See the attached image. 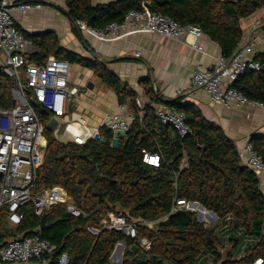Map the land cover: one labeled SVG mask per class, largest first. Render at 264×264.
I'll return each mask as SVG.
<instances>
[{"label":"trees","instance_id":"trees-1","mask_svg":"<svg viewBox=\"0 0 264 264\" xmlns=\"http://www.w3.org/2000/svg\"><path fill=\"white\" fill-rule=\"evenodd\" d=\"M263 5L264 0H115L96 5L92 0H66L65 13L77 28L83 21L101 29L121 21L130 9L150 8L182 25L199 27L219 45L222 55L229 57L243 40L240 20ZM24 35L33 46L92 69L114 89L120 102L130 97L134 106L131 88L105 62L65 50L57 41L47 44L43 38ZM31 56L41 59L39 52ZM254 58L260 69L240 74L233 86L249 100L264 103V53ZM12 86L13 78L0 67V108L13 106ZM149 95L150 100H157ZM168 104L185 114L190 133L180 136L170 124L161 123L149 104L144 105L142 117L137 113L130 129L119 137L118 147L111 145L113 132L104 127L100 128L104 142L88 139L82 144L58 141L45 127L46 147L37 167L34 192L60 185L85 216H75L58 203L46 212V222L54 224L39 230L40 217L28 203L19 208L22 219L11 228L8 210L1 208L0 245L38 232L56 249L69 254V264H112L110 254L119 241L134 246L125 252L123 264H251L257 258L264 264L261 179L242 162L235 141L204 118L198 108L188 102L181 104L180 97ZM37 112L42 121L48 119L47 112ZM250 141L264 161V135H253ZM142 150L158 153L159 166L144 163ZM176 199L200 203L216 214L218 223L208 228L195 212L172 210ZM108 210L124 213L128 221L142 218L154 224L139 226L135 238L102 230L99 220ZM88 226L99 233L92 234ZM140 238L150 241L148 250L140 246Z\"/></svg>","mask_w":264,"mask_h":264},{"label":"built area","instance_id":"built-area-1","mask_svg":"<svg viewBox=\"0 0 264 264\" xmlns=\"http://www.w3.org/2000/svg\"><path fill=\"white\" fill-rule=\"evenodd\" d=\"M146 4L149 2L146 1ZM41 6L40 3L16 0L0 1V51L3 53L1 67L5 74L14 78L17 96L13 106L0 108V209L7 208V221L11 226L20 223L23 215L19 208L28 203L33 205L34 213L39 217L58 203L64 204L66 210L75 216H85L60 185L34 192L37 167L43 161L46 146V123L50 117L58 120L64 115L67 101L78 95V88L68 84L67 60L49 57L44 64H39L31 61L28 56L30 40L16 25L11 10L14 8L26 12ZM78 27L103 41L121 39L136 32L156 33L175 41L184 40L187 34H191V45L197 50L203 49L197 43L203 35L199 27L182 25L150 8L130 9L121 21H112L101 29L90 27L83 21L78 22ZM254 46V41H241L229 57L221 55L209 67L195 66L190 74L192 86L204 90L213 103L226 108L239 109L251 105L264 109L263 102L249 100L233 86L240 74L247 70L260 69V62L252 57ZM139 55L140 51L134 53V56ZM186 102L185 98H180L181 104ZM134 107L142 117L144 104L140 99H134ZM37 109L47 112L48 119L42 121ZM127 110V106L123 104L121 111L107 114L100 124L83 128L88 132L83 140H100L101 127L112 132L122 130L126 133L132 123V117ZM153 113L161 123L170 124L180 136L190 133L185 114L174 106L164 103L155 107ZM83 132L76 130L73 135L79 136ZM142 152L144 163L159 166L161 158L158 153L145 150ZM239 155L242 162L257 174L261 182L264 181V161L254 150L250 138H247L239 149ZM200 205L198 202L193 204L191 201L176 199L172 210L185 208L193 211L197 219L208 227L217 216ZM99 224L102 230L121 232L125 236L135 238L139 226H152L154 222L142 218L128 221L124 213L108 210L99 220ZM87 228L95 235L100 231L91 226ZM139 242L145 250L150 248L151 243L146 238H140ZM55 250V245L42 239L38 232L19 235L0 245V264H28L33 260L40 264H69V254L60 251L53 258L52 253ZM251 264H262V258L255 259Z\"/></svg>","mask_w":264,"mask_h":264},{"label":"crops","instance_id":"crops-1","mask_svg":"<svg viewBox=\"0 0 264 264\" xmlns=\"http://www.w3.org/2000/svg\"><path fill=\"white\" fill-rule=\"evenodd\" d=\"M34 1L42 6L26 12L14 8L11 10L16 25L23 33L33 35L34 39L43 38L47 44L57 41L58 46L65 50L105 62L131 88L134 99H140L144 105L149 104L147 106L152 112L161 104L183 97L198 108L204 118L220 126L235 141L238 149L247 138L256 134L264 135V109L251 105L239 109L226 108L213 103L204 90L192 86V69L197 65L209 67L222 55L219 45L205 34L197 40L203 47L202 50L191 45V34H187L184 40L175 41L156 33L136 32L121 39L103 41L77 28L76 23L65 13L66 0ZM110 1L115 0H92V3L96 5ZM240 25L243 31L242 41L255 42L252 57L264 53V5L242 18ZM29 49L30 60L39 64H44L49 57H56L50 51L33 46L31 40ZM136 51H140L139 56H134ZM35 52L40 53L41 59L30 57V53ZM2 61L3 53L0 51V67ZM67 80L70 86L78 88V95L67 101L65 114L58 118L59 124L49 128L58 141L84 143L85 140H76L69 133L85 131L83 128L100 124L107 114L121 111L123 104L127 106L132 121L138 113L130 97L120 102L114 89L90 68L69 62ZM13 92L16 93L15 89ZM149 92L155 96L156 101L150 100ZM59 134L64 135L65 140L56 138L55 135ZM260 185L263 190L264 181ZM8 226L11 225L8 223ZM133 247L119 241L110 254V261L123 262L125 252Z\"/></svg>","mask_w":264,"mask_h":264},{"label":"water","instance_id":"water-1","mask_svg":"<svg viewBox=\"0 0 264 264\" xmlns=\"http://www.w3.org/2000/svg\"><path fill=\"white\" fill-rule=\"evenodd\" d=\"M43 53V52H42ZM16 102V98L14 97L13 99V104H15ZM58 121L56 118L54 117H51L47 123H46V127L47 128H50V127H55L57 125ZM125 135V132H123L122 130H115L113 132V138L111 140V145L113 147H118V144H119V137L121 136H124ZM100 141L101 142H104L105 141V138L102 136L100 138ZM195 202H193L194 204ZM201 208H203L204 206L200 205ZM212 213H214L213 211H211ZM54 223L53 222H49L47 223L46 222V213L42 214L41 217H40V224H39V229L42 230V229H45L47 227H50L51 225H53ZM60 251V249H57L55 250L53 253H52V256L54 257L58 252Z\"/></svg>","mask_w":264,"mask_h":264},{"label":"rangeland","instance_id":"rangeland-1","mask_svg":"<svg viewBox=\"0 0 264 264\" xmlns=\"http://www.w3.org/2000/svg\"><path fill=\"white\" fill-rule=\"evenodd\" d=\"M13 89H16L15 84L12 86V88H11V92H12L13 97H14V96L17 97V96H16V93L13 92ZM45 133H46V132H45ZM45 133H44V136H46ZM55 136H56V138H58V139H60V140H65V137H63L64 135L59 134V135H55ZM45 147H46V146H45ZM44 150H45V148H44ZM214 223L217 224V223H218V220L215 219V221H212L208 227H210V228L215 227L216 225H214ZM213 225H214V226H213ZM10 227H11V226H10ZM11 228H13V227H11ZM226 248H229V246L226 245ZM33 261H35V260H33ZM33 261H30V262H33ZM30 262H29V264H30ZM38 264H39V263H38ZM112 264H116V262L113 261ZM218 264H219V263H218Z\"/></svg>","mask_w":264,"mask_h":264},{"label":"bare ground","instance_id":"bare-ground-1","mask_svg":"<svg viewBox=\"0 0 264 264\" xmlns=\"http://www.w3.org/2000/svg\"><path fill=\"white\" fill-rule=\"evenodd\" d=\"M73 126V125H72ZM71 126V127H72ZM68 127H70V126H68ZM81 127V126H80ZM67 131V130H66ZM70 132V131H69ZM69 135L70 136H72V137H74L76 140H83V139H85V137L88 135V132L87 131H84L82 134H79V136L78 135H76V136H74L73 135V133L71 134V133H69ZM70 263V262H69Z\"/></svg>","mask_w":264,"mask_h":264},{"label":"clouds","instance_id":"clouds-1","mask_svg":"<svg viewBox=\"0 0 264 264\" xmlns=\"http://www.w3.org/2000/svg\"><path fill=\"white\" fill-rule=\"evenodd\" d=\"M15 97V96H14ZM16 98V97H15ZM14 105V104H13ZM58 121V120H57ZM87 141V140H86ZM191 202H195V201H191ZM41 217V216H40ZM39 229V228H38ZM121 242V241H120ZM57 250V249H56ZM60 252V251H59ZM53 258H55V256L53 257ZM121 263H123V262H121Z\"/></svg>","mask_w":264,"mask_h":264}]
</instances>
